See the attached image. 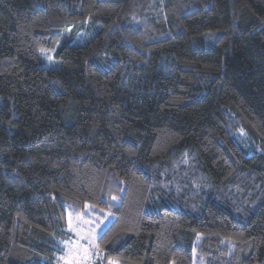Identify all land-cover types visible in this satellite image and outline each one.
<instances>
[{
    "label": "trees",
    "instance_id": "16d2710c",
    "mask_svg": "<svg viewBox=\"0 0 264 264\" xmlns=\"http://www.w3.org/2000/svg\"><path fill=\"white\" fill-rule=\"evenodd\" d=\"M87 205L119 264H264V0H0V264Z\"/></svg>",
    "mask_w": 264,
    "mask_h": 264
},
{
    "label": "rangeland",
    "instance_id": "374dc122",
    "mask_svg": "<svg viewBox=\"0 0 264 264\" xmlns=\"http://www.w3.org/2000/svg\"><path fill=\"white\" fill-rule=\"evenodd\" d=\"M46 52H50V49H41V56ZM53 54L54 51H51L47 56L50 62ZM46 66L53 67L51 64ZM113 219V213L91 205L86 206L82 215L69 213L68 230L72 237L59 242L62 253L58 257V264H119L115 259H106L97 243L99 236Z\"/></svg>",
    "mask_w": 264,
    "mask_h": 264
},
{
    "label": "snow or ice",
    "instance_id": "6c2138e0",
    "mask_svg": "<svg viewBox=\"0 0 264 264\" xmlns=\"http://www.w3.org/2000/svg\"><path fill=\"white\" fill-rule=\"evenodd\" d=\"M115 199V198H114ZM85 251H87L86 249H85Z\"/></svg>",
    "mask_w": 264,
    "mask_h": 264
}]
</instances>
